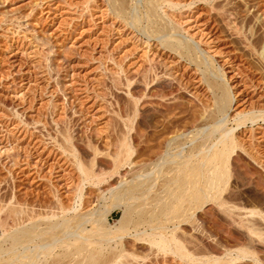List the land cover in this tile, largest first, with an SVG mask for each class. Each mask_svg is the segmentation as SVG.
<instances>
[{"label": "rangeland", "instance_id": "rangeland-1", "mask_svg": "<svg viewBox=\"0 0 264 264\" xmlns=\"http://www.w3.org/2000/svg\"><path fill=\"white\" fill-rule=\"evenodd\" d=\"M143 1L145 2V0H138L139 5L142 7ZM214 1L212 3L198 1L194 6L199 5L197 10L199 14L201 13V18L189 23L188 26L184 23L187 30L181 32L182 35L189 34L200 41L198 46L202 50L204 49L203 56H209L208 58L211 59V63L207 64L200 58L197 60L196 58L191 60L182 59L174 51L168 52L167 49L158 46V39L153 40L145 34L146 32H143L147 31L145 26L148 25L144 7L142 9L140 7L138 11L143 19L133 24L132 20L129 19L130 15H128V21V19L122 20L116 17L117 15L108 14L106 6L101 3V0H0V148H8V151L18 148L21 151H34L41 154L48 163L44 166L43 169H46L43 173H39L46 175L50 171L48 165L59 162L58 165H62V173L68 175L73 174L75 169L68 164L66 165L64 163L65 159L61 156L50 154V151L57 147L55 143L56 145L59 143L56 140L59 141L62 138L58 135L60 134L58 132L60 131L59 126L62 127L64 121L73 120L74 125H72L75 126L74 128L78 127V130L81 124H85L94 137L98 135L105 137L108 131L107 121L115 118L113 122H117L123 113L122 115L125 118H121L123 122L120 120L121 123L119 122V124L124 125V121H128L129 125H121V128L125 130L124 132H127L126 136L132 139L131 136L134 137L138 133L142 122H140L139 115H133L136 112L135 105L127 92L126 78L137 77L135 84L138 83L137 85H139L140 83L139 86H141V78L139 80L136 69L139 68V65H143V62L146 63L147 57L156 49L162 57H159L161 61L156 62L159 69H161L160 74L164 77L162 78L164 80L162 86L182 85L180 86L183 91L181 96L184 98L179 100V106L174 108L173 113H177V117H181V125L188 122L187 129L188 131L191 129L192 132L189 131L187 137L186 131L184 136H182L183 133L181 132L183 131H181L177 133L181 135L178 138L176 133V135L174 133L172 135L164 133V138L161 137V140L165 138L175 139L173 143L175 141L179 143L173 145L172 149H177V146L183 144L184 151L189 150L190 146L199 139L201 140L203 132L206 134L212 128L211 124L206 125L204 126L205 131H201L202 127L199 126L201 123L196 128H188L191 126L190 121H192L194 114L198 115L200 113L204 103L210 106L214 104L215 98L211 89L208 88L205 80L206 75L211 76L213 79L217 78L223 88L226 86L228 92V82L218 78L222 76L223 69L227 73L226 76L231 78L229 83H233L240 90L246 87L241 79L243 77L247 78V75L253 81L256 80L264 84V61L261 58L262 49L260 50L259 45V42L264 40V0ZM136 5L132 6V11ZM165 8L159 9L158 15L164 17ZM148 40L154 43L152 47L154 49L151 48L150 52V48H147V44H145ZM250 40H253L256 45L249 47ZM234 60L240 65L241 69H246V73L238 74V70L231 67L229 61ZM119 77L125 83H118ZM123 77L126 78L123 79ZM114 79H117V81ZM179 81H182V83ZM251 101L252 105L250 104V106H264V98L258 95ZM212 106L208 108V111L214 109V106ZM77 108H79V111L81 108V114L77 112ZM138 109H140V112H144L150 126L149 135L153 136L154 129L158 124L161 126L164 119L156 116L153 107L141 106ZM245 109L249 110L250 107H238L236 111L230 112L231 116L229 118H233L236 113ZM127 113L132 114V117L125 115ZM126 116L129 119H126ZM234 124L236 123L230 122L229 127ZM250 127L251 124H249ZM74 128L73 133L76 134L77 129L74 130ZM254 130V133H257L262 128L254 126ZM50 131L58 134L53 133L52 135L56 136L50 137ZM235 133L242 141L244 149H239L233 154V161H231L232 174L228 188L222 195L223 203L226 202V205L222 203L225 207L209 201L201 208L191 209L190 220L188 218L181 225L183 231L180 228L177 230H180V235L186 236L185 238L189 241H187L189 248L197 254H218V256L224 257L228 250L244 249L248 251L247 257L238 259L233 264H264V139L259 140V135H256L257 138L252 136L251 131L249 129L245 131V128ZM192 135L194 140L191 139ZM52 137H57V139ZM105 141H107V138L101 141L104 146H106ZM183 141L185 142L183 143ZM12 147L13 149L10 150ZM137 148H139V145L138 147L135 146L134 162L141 160V151L139 149L140 152L136 151ZM176 152L177 150L172 153ZM89 154V152L86 154L85 150L83 151L85 159L86 157L90 158ZM19 161L20 165L18 166H12V163L10 165L6 162L0 163V211H3L0 212V221H2L4 215L9 214L4 220L8 224L10 223V226L16 223L21 224L22 219L19 217H23L25 225L24 221L29 220L27 218L29 214V218L36 215L33 219L40 221L42 218L44 219L40 216H46L47 212L50 211L47 206L54 205L52 201H46V196L48 193L51 195L52 189L50 188L52 187L49 186H52V183L54 184L57 180L54 179L52 182L48 179L40 180L37 176V169H35L36 171L30 167L28 169L23 164L24 160ZM95 193L96 191L93 192V197L88 196L89 198L85 199L82 208L78 211L80 215L84 212L88 213L89 210L98 209L102 204L104 205L105 202L94 197ZM64 195L66 196V194H63L64 200H62L66 203L65 206L73 205V200L68 196L64 198ZM8 200L7 205L6 201ZM43 200L49 203H44ZM41 202L42 204H40ZM28 204L32 207L30 208ZM20 205L25 206V208L28 207V209H35V214L33 210L26 209L27 212L22 213L23 215L15 216L13 210L19 208ZM40 206H42V209ZM38 208L41 210L38 211ZM44 209H46L47 214H44ZM42 211L43 213H41ZM121 212L119 208L111 211L109 219L112 225L117 223ZM11 213L19 218L21 222L14 216L12 217ZM37 215H40L39 218H37ZM76 218L79 219L80 217L77 216ZM12 221L14 222L12 223ZM38 221L34 223H45L43 220ZM30 222L26 221L31 225L32 222ZM7 223L5 224V230L11 232L12 227ZM42 225L45 226V224ZM140 228L139 232L134 231L133 235H129L124 243L126 249L130 252L135 251L141 257H145L146 260L142 259L141 264L145 262V264H189L177 260L178 258L174 259L170 255L166 257L153 254V250H149L148 242L137 239V234L139 235L144 231V227L141 226ZM133 230L135 229L132 228ZM132 259L135 261L133 257L130 261ZM133 260L131 261L133 264H138Z\"/></svg>", "mask_w": 264, "mask_h": 264}, {"label": "bare ground", "instance_id": "bare-ground-1", "mask_svg": "<svg viewBox=\"0 0 264 264\" xmlns=\"http://www.w3.org/2000/svg\"><path fill=\"white\" fill-rule=\"evenodd\" d=\"M198 1L212 3L214 0L143 1L142 5L144 10L146 9L144 13H146L145 16H147V21H145L148 23V25L146 23L147 26H145L147 31L143 32H146L145 34L153 38V40L158 39L160 41V43L159 41L157 42L158 46L167 49L168 52L174 51V53H177L182 59L191 60L192 58H196L197 60L200 58L202 61L204 60L207 64H210L211 59L208 58L209 56H203L202 52L204 49L202 50L200 46H198L200 41L194 39L192 35H182L181 33L187 30L185 28L186 24L188 26L189 23L201 18V13L199 14L197 10L199 5L194 6ZM101 3L106 6V12L108 14L117 15L116 17L122 20H127L128 15H130L129 19L132 20L133 24L143 19L138 12L140 7L141 9L143 7L139 5L138 0H101ZM134 4L137 5L132 11V6ZM164 7H166L164 11L165 16L161 17L158 15L159 9ZM109 10H111V12H109ZM259 43L260 50L262 49L260 53L261 58L264 61V40H261ZM145 44H147V48H150V50L148 49L150 52L154 43L148 40ZM254 45H256V43L250 40L248 46L251 47ZM157 51L156 49L153 50V53H150L151 55L147 57V61L145 60L146 63L143 62V65H139V68L137 67L138 69H136L137 75L140 76H138L139 80L141 78V86H139L140 83L137 85L138 79L136 82L137 84H135L137 75L135 76L136 78L123 77V79L126 78L127 83L122 82L120 80L121 77H119L118 83L121 84L122 82L126 84L128 88L127 92L130 95L129 97H131V101H134L136 112H134L133 115H139L141 118L140 122H142L141 127L138 129V133H136L137 135L135 134L134 137L131 136L132 139L127 137V132H124L125 130L121 128L124 125L128 126V121H124V125L121 124L122 126L119 124L121 118H125V116L122 115L123 113L119 121L113 122L115 119L114 117L113 120L109 119L107 121L108 131L105 137L99 135L94 137L90 134L88 131L89 128L87 129L85 124H81L78 130V127H73V120H66L67 122L63 120L64 125L62 124V127L59 126L60 131L58 133L60 134L57 133L62 137V140H56V142L59 143L57 145L55 143L57 147L53 151H50V154H52V156H61L65 159L64 163L66 165L68 164L75 169L76 172L74 171L73 174L68 175L62 173V165H58L60 164L59 162L52 163V165L49 164L50 166L48 165V167L50 168L48 169H50V171L47 169L49 172L47 171L48 173L46 175L39 173H43L46 169L43 168L47 161L41 154L34 151H21V149H15V147L13 151L11 150L13 147L10 148L11 151H8V148H0L1 164L6 162L9 165L12 163V166H18L20 165L19 160H24L23 164H25L28 169L29 167L33 170L37 169V176L40 180L48 179L50 182L54 179L57 180V182L54 181L56 185L52 183V186H49L48 183V186L52 187L50 188L52 191L51 195L49 193L48 195L46 194V201L50 200L54 205H46L50 208V211L48 210L49 212H47L48 214L45 212L47 208L44 205L46 208L44 209V214L46 213V216H40L43 211L40 215H37V218H39V216L44 217L45 220L43 218L41 220L45 221V223H34L38 221V219L35 221L34 216L36 215L33 216L31 212L34 219L31 217L29 218L30 214L27 216L29 220L25 219L28 223L30 219L31 222L33 219L34 221L31 225L26 223V221H24V225L23 217H19L22 219L23 225L22 223H14L15 225H13L12 223L15 221L14 220L11 223L13 226H10V223L8 224L7 221H5V217H8L9 214L6 216L4 215L1 219L0 264H133L131 262L133 259L130 261L132 257L138 264H141L140 261L142 259L146 260L145 257H141L135 251L130 252V250L126 249V244L124 243L125 239L127 240L129 235H133L134 231L139 232L141 226L144 227V231L139 235L137 234V239L148 242L149 250H153V254L157 256L158 254L166 257L170 255L174 257V259L178 258L177 260L189 264H233L236 260L245 256L247 257L248 251L244 249L228 250L227 253L224 254V257H220L218 254H197L189 248L187 244L188 240L185 238L186 236L180 235V230L177 229L180 228L183 231V226L181 225L190 217L189 214L192 212L190 211L191 209L201 208L209 201L216 202L219 205L221 204L222 207L224 206L223 204L226 205V202L223 203L222 195L224 191H226V188H228L227 186L232 174L231 161H233V154L236 153L237 150L239 151V149H244L242 141L235 132L245 128V131L246 129L251 131L252 136L256 137V135H259V140L264 139V106H250V104L252 105L251 100L255 96L258 95L264 98V84L256 80L253 81L252 78L247 75V78L243 77L241 79L246 87L240 90L236 88L237 86L233 83H229L231 78L226 76L227 73L223 69L221 72L222 76L218 74L220 76L218 78H222L223 81L228 82V92L226 91V86L223 84L225 86L224 89L217 78L213 79L211 76L206 75L205 80L208 84V88L211 89L215 98L213 104L214 109L211 108L212 111H208V108L212 105L210 106L204 103L201 107L203 109L198 115L194 114L193 116L191 114L193 119L190 121L191 126L188 128H196L200 123L199 126L202 127V129L200 128L201 131H205L204 126L206 125L211 124L212 128H210L206 134L203 132L201 140L199 139L196 143H194L195 141L191 142L194 144L190 146L189 150L186 149L187 151H184V146L182 147L183 144L179 147L177 146V149H172L171 147L179 142L175 141L173 143L175 139L169 138L161 140L163 134L170 133L172 135V133H174V135H176L183 131L181 133H183L182 136H184L186 131L187 136L191 129L189 131L187 129L188 122H186V124L184 123L185 125H181V117L179 118L177 117L178 115H176L177 113H173L174 108L179 106V100L184 98L181 96L183 91L180 86L182 85L172 84L169 87L162 86V82L164 81L162 78L164 77L160 74L161 69H159V65L156 64L157 61H161L159 60L161 56ZM202 57L204 58L202 59ZM229 63L234 70H238V74L246 73V69H241L240 65L237 64L235 60L229 61ZM119 72L121 71L119 70ZM117 75L119 76V74ZM114 80L117 81V79ZM180 83H182V81ZM234 89L237 90L235 91ZM251 94L252 96H250ZM71 105L73 106V104ZM141 106L153 107L157 114L156 116H160L164 119L163 124L161 123V126L158 124L156 129H154V137L149 135L148 130L150 126L145 118L146 116H144V112H140L141 108L138 109V107ZM240 106H245V108L250 107V109L242 110L236 113L233 118H229V116H231L230 112L236 111ZM78 109L79 108H77V112L81 114V108L80 111ZM125 115L129 116L130 114L127 113ZM130 116L132 117V114ZM65 117L67 118V116ZM127 118L126 116V119ZM230 122H235L236 124L229 127ZM249 124H251L250 128ZM254 126L262 128V130L254 133ZM73 128L74 130L77 129V132L75 131L76 134L73 133ZM53 133L50 131L49 136H53ZM190 133L192 132L190 131ZM54 134H56V132ZM179 135H176L177 138ZM104 138H107V141H105L106 143H104L106 146L101 143ZM193 138L194 136L192 135L191 139L194 140ZM53 139H57V137ZM184 142L185 141H183V143ZM134 144H136V147L139 145L136 151L139 149L142 152L138 151L141 154V160L137 162L133 161L135 153ZM166 146L167 148L165 149ZM84 150L86 154H88V152L90 153L89 159L87 157L86 159L84 158ZM175 150H177V152L172 153ZM94 191H96L94 197L105 202L104 205L99 203L101 207L98 209L87 210L88 213L80 212L83 213L80 215L78 213L79 209L82 208L83 203L87 200L86 198H89L88 196L93 197ZM63 194H66V196L73 200L74 204H71L72 206H65L66 203L63 202ZM66 196L64 198H66ZM6 202L8 205L9 200ZM43 202L49 203L44 200ZM40 204H42V202ZM21 205V208L17 207L13 210L15 216H20L22 213L27 212L26 209H28V207L25 208V206L22 207L23 205ZM13 206L15 205L13 204ZM13 206L11 207L12 209ZM42 206H40V208ZM1 207L6 208L3 206ZM7 207L9 208V206ZM29 207L31 208L32 205ZM40 208H38V211L42 209ZM115 208H119L122 212L117 223L112 225L109 217L111 211ZM31 210L33 209L29 211ZM33 211L32 212L35 214V209ZM14 215L12 214V217ZM191 215L193 216L194 214L192 213ZM15 216L14 218H16ZM77 216L80 218L77 219ZM19 218L16 219L18 220ZM18 221H20V219ZM6 223L12 227L11 232L5 230ZM42 224H45V226ZM132 228L135 230L132 231ZM235 253L237 255H234Z\"/></svg>", "mask_w": 264, "mask_h": 264}]
</instances>
